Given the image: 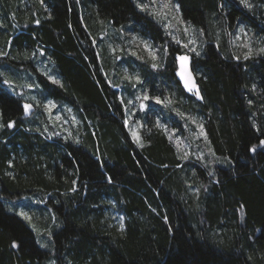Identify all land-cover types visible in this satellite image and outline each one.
Segmentation results:
<instances>
[{"label": "trees", "instance_id": "trees-1", "mask_svg": "<svg viewBox=\"0 0 264 264\" xmlns=\"http://www.w3.org/2000/svg\"><path fill=\"white\" fill-rule=\"evenodd\" d=\"M173 1L201 31L198 95L140 0H0V264H264V0ZM240 25L250 54L233 46ZM109 28L160 45L164 62L129 55L139 81L126 80L100 36ZM138 89L160 98L135 111L141 144L125 124ZM49 99L77 118L59 125L66 138L48 125ZM26 193L55 212L52 250L30 226L46 233L43 221L13 207Z\"/></svg>", "mask_w": 264, "mask_h": 264}, {"label": "rangeland", "instance_id": "rangeland-1", "mask_svg": "<svg viewBox=\"0 0 264 264\" xmlns=\"http://www.w3.org/2000/svg\"><path fill=\"white\" fill-rule=\"evenodd\" d=\"M139 3L140 5H146V7H144L143 9L148 10L150 13H152L162 23L164 29L171 36L172 40L180 46L181 51L176 53V59L182 55H189L192 57V54H196L197 52L200 53L199 48L203 44L201 31L196 26L191 25L185 22L184 20H182V18L180 17L179 8L177 10L176 2H174L173 0H140ZM164 4H167L168 7L167 8L163 7ZM156 13L159 14L157 15ZM185 29H187V31ZM241 29H243V31H241ZM103 31L104 32L100 35L101 39L103 40V45L104 43H106L112 48V51L109 50V53L113 55V58L117 63L121 64L119 65V68L123 70L124 72L123 76L133 77L132 79H126V80L131 82H133L134 80L137 81L136 76L130 73V69L128 68L127 62L123 61L125 60V58L127 60V58H129V55L138 57L141 56V54L143 53L145 56L149 58V60L152 61L153 64L155 63L156 65H158L161 62H164L163 58H165V55L167 54L166 49H162L158 44H151L149 40L143 38L137 33L132 32L130 29L126 28L123 29L121 32H115L114 29L109 28ZM109 41H111V43H109ZM190 41H195V43L194 44L190 43ZM232 43L237 50H242V52L245 54H249L254 50V38L250 35L248 30L243 25H240L234 31L232 37ZM185 45H187V47H185ZM192 48H195L196 51L195 52L191 51L190 49ZM40 51L42 53L41 49ZM152 53H155V59H153ZM39 67H41L42 69L44 68V71L47 72V74L50 73V70L46 68V65L44 63L39 64ZM113 71H114L113 75H115L114 79L120 82H125L120 80L122 77L120 76L121 73L115 70ZM129 73L131 75H129ZM110 81L111 83H113L111 79ZM135 87H136V83H135ZM145 94H147L148 96L147 100L143 99ZM156 97L157 96H150L146 91L144 92L139 89L134 92L133 96L129 97L131 107H128L126 109L125 124L130 132L132 139L136 141V143L138 144L142 143V136L140 130L141 127L143 126V122L139 116L134 115L135 111L137 109L144 111L149 105L148 103L149 101L157 102V100L155 99ZM49 102H52V106L49 107V104H47V106L45 107L47 109L46 118L48 119V125L54 126L55 121L57 122L59 121V123H57L56 125V128L53 127L54 134L58 137L66 138L67 136L70 135V131L67 129L68 133H62L61 129L59 128V125L61 127L68 128L71 124L70 120L74 122L75 119L77 120V118L71 112L69 113V117L66 116V114L63 115L64 113L62 111V108L58 106L57 103H54L50 99L48 100V103ZM26 104L31 105V108L28 110V112H26V115H28L29 118H31L33 116L31 112L32 113L35 112L34 105L31 102H28ZM142 104L144 105L143 108H141ZM193 120L195 121V123H193ZM191 125H193V127L191 128V132L194 136L193 138H197V139L202 138L203 139L202 141L205 142V132L203 129L202 122H200L198 118H193ZM200 126H202V128ZM133 133H136V136H134ZM176 141L177 144L183 148V150H187L189 154L194 153L192 152L191 145L183 140L182 135H178ZM196 155L202 156L203 152L200 150ZM0 190H1V185H0ZM30 196H31L30 193H26L18 197L16 200H14L16 204L13 207H15V210H17L18 212L15 213L21 214L24 213L25 211L27 218L30 219L31 221H34L33 215H36L39 221H43L42 226L46 227V229L48 230L46 233L42 232L41 226L38 225L32 226L31 224L30 226L37 233L42 247H44L45 249L52 250L53 249L52 231L54 230L53 228L54 221H52V219L55 220L54 218L55 212L53 211L52 206L48 203L46 204L41 203L40 205H37L35 203H30L29 201H26L30 199ZM17 201H20L19 204ZM50 242L51 245L49 246Z\"/></svg>", "mask_w": 264, "mask_h": 264}, {"label": "water", "instance_id": "water-1", "mask_svg": "<svg viewBox=\"0 0 264 264\" xmlns=\"http://www.w3.org/2000/svg\"><path fill=\"white\" fill-rule=\"evenodd\" d=\"M187 56L189 59L187 61H180L177 58L176 64L178 67V75L182 83L185 85V81L188 82L187 88H192L193 90L198 89V82H197V76L195 74V71L193 69V59L189 55H182Z\"/></svg>", "mask_w": 264, "mask_h": 264}, {"label": "snow or ice", "instance_id": "snow-or-ice-1", "mask_svg": "<svg viewBox=\"0 0 264 264\" xmlns=\"http://www.w3.org/2000/svg\"><path fill=\"white\" fill-rule=\"evenodd\" d=\"M140 7H141V8H144V7H146V5H140ZM163 7L167 8L168 5H167V4H164ZM177 10H178V5H177ZM156 14L158 15L159 13H156ZM185 30L187 31V29H185ZM241 31H243V29H241ZM190 43H193V44H194L195 41H190ZM146 47H147V45H146ZM185 47H187V45H185ZM190 50H191V51H194V52L196 51L195 48H192V49H190ZM165 51H166V50H165ZM261 51L264 52V49H261ZM196 54L199 55L198 52H197ZM249 54H250V53H249ZM152 55H153V59H155V53H152ZM178 59H179L180 61H187V60L189 59V57H187V56H180ZM245 59H247V56H245ZM152 67H153V68H156L157 65L154 63V64L152 65ZM125 71H126V70H125ZM45 74H46V73H45ZM126 78H127V79H132V77H126ZM50 79H54V78L50 77ZM136 80L139 81V77H138V76L136 77ZM54 82H55V83H59V81H54ZM185 87H188V82H187V81H185ZM188 90H189V91H192L193 89H192V88H188ZM197 95H198V89H197ZM143 99H144V100H147V99H148L147 94L144 95ZM155 99L157 100V102H160V101H159V97H156ZM168 103L170 104L171 101H168ZM51 106H52V102H49V107H51ZM23 107H24L25 112H28V110L31 108V105L26 104V105H24ZM143 107H144V105L142 104V105H141V108H143ZM193 123H195L194 120H193ZM11 126H12V123L10 122V123H9V127H11ZM158 126L163 127L162 125H158ZM200 127L202 128V126H200ZM133 135L136 136V133H133ZM209 175H211V173H209ZM108 179H109V182H110V181H111V178L109 177ZM21 215H24V213H21ZM13 247H16L15 243L13 244Z\"/></svg>", "mask_w": 264, "mask_h": 264}]
</instances>
